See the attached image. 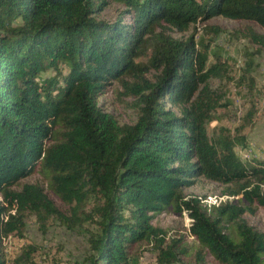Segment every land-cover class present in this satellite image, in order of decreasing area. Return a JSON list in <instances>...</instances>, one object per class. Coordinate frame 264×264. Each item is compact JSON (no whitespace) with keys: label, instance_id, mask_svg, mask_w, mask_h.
Here are the masks:
<instances>
[{"label":"trees","instance_id":"obj_1","mask_svg":"<svg viewBox=\"0 0 264 264\" xmlns=\"http://www.w3.org/2000/svg\"><path fill=\"white\" fill-rule=\"evenodd\" d=\"M109 5L114 18L96 19ZM214 17L245 23L236 35L264 51V0H0V264H35L2 245L27 215L87 227L75 264H261L264 232L243 217L264 210V162L238 158L239 130H208L226 65L210 51L219 28L194 26ZM108 94L132 99V124L100 108ZM197 179L226 199L185 195ZM166 211L187 230L154 225Z\"/></svg>","mask_w":264,"mask_h":264},{"label":"rangeland","instance_id":"obj_2","mask_svg":"<svg viewBox=\"0 0 264 264\" xmlns=\"http://www.w3.org/2000/svg\"><path fill=\"white\" fill-rule=\"evenodd\" d=\"M117 11L118 6L109 5L95 17L98 20L111 21ZM244 25L243 22L214 17L194 26L197 35L201 34L200 29L203 26L219 28V34L212 38L210 51L219 54L221 61L226 65L224 76L220 80L210 81V86L216 89L217 93H222V103L224 104L225 100L227 103L217 111L218 119L209 123L208 130L216 126H222L232 132L239 130L246 138V145L235 148L238 158L242 161L253 159L264 162V51L236 35L235 31ZM254 30L264 33L256 27ZM191 32L192 29H189L182 34L172 32L170 35L174 39L182 40ZM211 62L212 58H209L208 63ZM248 63L252 64L251 72L243 76L241 71ZM49 75L51 73L45 74ZM98 105L110 113L119 124H132L136 120L137 113L132 106V99H118L115 94H108L98 100ZM34 178H37L35 174L27 181ZM221 192L220 186L204 179H197L191 187L184 190L185 195L195 196L205 205L225 200L226 197L221 195ZM243 218L257 231L264 232V210L258 209L254 216ZM189 222L185 214L176 217L169 211L153 218L154 225L166 230L169 235L176 230H187ZM85 228L87 229L84 226V229L80 230H67L52 218L37 222L34 216L27 215L20 237L11 234L2 239L6 259L10 261L23 246H28L32 249L31 257L35 264H75L87 255ZM231 239L237 241L234 235H231ZM260 258L261 264H264V255ZM152 262L153 255L145 252L137 264Z\"/></svg>","mask_w":264,"mask_h":264}]
</instances>
